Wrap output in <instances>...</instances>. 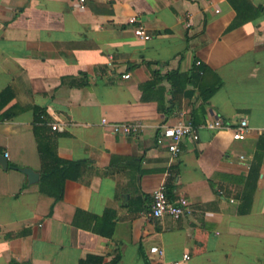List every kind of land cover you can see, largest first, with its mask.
Returning <instances> with one entry per match:
<instances>
[{
    "label": "crops",
    "instance_id": "crops-1",
    "mask_svg": "<svg viewBox=\"0 0 264 264\" xmlns=\"http://www.w3.org/2000/svg\"><path fill=\"white\" fill-rule=\"evenodd\" d=\"M0 93V264H264V0H0ZM180 121L200 137L174 158ZM39 142L83 160L62 200L19 169ZM162 183L190 213L149 216Z\"/></svg>",
    "mask_w": 264,
    "mask_h": 264
},
{
    "label": "built area",
    "instance_id": "built-area-1",
    "mask_svg": "<svg viewBox=\"0 0 264 264\" xmlns=\"http://www.w3.org/2000/svg\"><path fill=\"white\" fill-rule=\"evenodd\" d=\"M80 2L81 6L83 7L84 0H80ZM129 23L134 25V32H136L138 36L145 39L152 38L138 16H131L129 18ZM200 61V59L197 60L198 63H200ZM248 121L249 120L247 118H242L239 123L232 125L223 118H215L206 121L203 126L208 127L211 130H225L231 128L233 131V138L240 140L248 135ZM103 123L107 124L108 118H104ZM112 127L115 132L117 131L130 136L137 135L142 130L143 124L141 122L122 121L112 123ZM199 127L200 125L197 126L191 121H180L174 125H160L159 133L161 139L167 142V146L171 155L174 158H178L181 155L180 153L182 151V142L184 138L188 137L194 141L199 140ZM52 128L56 130L61 129L62 126L55 123L52 124ZM5 156L7 157L8 154L5 153ZM152 196L153 203L151 204V208L148 213L152 218L158 219L159 217L167 215L177 219L191 212L190 200L187 197H181L178 200H172L171 197L168 196L166 185L163 183L153 191ZM150 252L153 254H158L159 256H163L164 254L163 248L156 245L150 248ZM191 259L192 255L190 253H184L181 258L169 261L165 260L163 261V264H189Z\"/></svg>",
    "mask_w": 264,
    "mask_h": 264
},
{
    "label": "trees",
    "instance_id": "trees-1",
    "mask_svg": "<svg viewBox=\"0 0 264 264\" xmlns=\"http://www.w3.org/2000/svg\"><path fill=\"white\" fill-rule=\"evenodd\" d=\"M1 95L2 93H0ZM260 147L264 149V135L260 139ZM39 149L43 158L40 187L44 193L54 196L57 200H62L64 199L66 181L68 179L76 180L80 177L83 160L62 158L53 147L44 142H39ZM117 260L118 257L114 258L110 264H116Z\"/></svg>",
    "mask_w": 264,
    "mask_h": 264
},
{
    "label": "water",
    "instance_id": "water-1",
    "mask_svg": "<svg viewBox=\"0 0 264 264\" xmlns=\"http://www.w3.org/2000/svg\"><path fill=\"white\" fill-rule=\"evenodd\" d=\"M8 160L9 159H7L5 154L2 151H0V162L4 165V167L8 166ZM19 169L22 172H24L25 174H27L30 184H33V183L39 181V179H40V172L39 171L34 170L31 167H19Z\"/></svg>",
    "mask_w": 264,
    "mask_h": 264
}]
</instances>
